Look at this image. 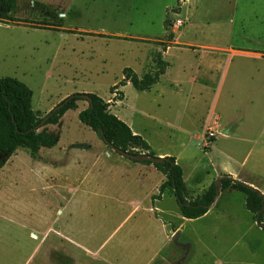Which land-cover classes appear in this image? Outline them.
<instances>
[{"label": "rangeland", "instance_id": "rangeland-1", "mask_svg": "<svg viewBox=\"0 0 264 264\" xmlns=\"http://www.w3.org/2000/svg\"><path fill=\"white\" fill-rule=\"evenodd\" d=\"M42 6L55 16L44 18ZM156 54L167 63L158 82L146 91L127 82L112 101L122 70L153 73ZM5 77L31 89L38 119L72 94L110 102L153 156L175 159L192 197L223 165L264 173V148L247 155L246 143L264 141V0H17L0 20ZM87 107L81 98L59 125L44 126L59 140L37 159L18 149L0 168V264L264 262V235L249 230L242 193L226 191L209 216L183 219L170 188L153 199L160 172L80 123ZM227 128L230 138L217 136L211 148Z\"/></svg>", "mask_w": 264, "mask_h": 264}, {"label": "trees", "instance_id": "trees-1", "mask_svg": "<svg viewBox=\"0 0 264 264\" xmlns=\"http://www.w3.org/2000/svg\"><path fill=\"white\" fill-rule=\"evenodd\" d=\"M179 2V1H178ZM43 7V6H42ZM17 0H0V20H7L16 11ZM41 14L44 18H53L54 10L44 6ZM179 10V3L171 12ZM45 27H51L44 22ZM164 27L168 31L170 21L165 19ZM168 37L172 34L168 33ZM155 71L139 78L130 68L122 70V80L109 89L113 95L112 101H121L123 94L118 91L119 86L127 82L137 91L149 90L159 80L167 67L160 54L154 58ZM91 102L88 107L78 113V120L92 130L99 139L110 149L116 148L131 153L130 149H137L142 154L136 160L138 163L151 165L160 172L165 180L158 186L153 199L159 200L168 188L172 190L176 205L183 219H199L204 216L214 203L218 192L226 189L236 190L244 195V206L250 212L256 225L264 231V195L245 183L224 175L218 183L210 185L196 197L189 195L183 179V172L173 157H163L161 161L150 152V147L141 136L134 134L131 129L118 117L108 110L110 102L102 98L87 94ZM32 91L22 82L5 77L0 78V168L18 149L25 150L32 159H37L41 148H52L58 140V133H51L46 125H59L60 118L68 110L76 108V102L81 100L80 94H72L61 101L62 107L50 115L46 120L38 119L31 107ZM42 128H41V127Z\"/></svg>", "mask_w": 264, "mask_h": 264}, {"label": "crops", "instance_id": "crops-1", "mask_svg": "<svg viewBox=\"0 0 264 264\" xmlns=\"http://www.w3.org/2000/svg\"><path fill=\"white\" fill-rule=\"evenodd\" d=\"M230 131L231 130L229 128L222 129L221 130V135H216L214 137V139L212 141V144H211V148H212L213 144L216 143L217 136L218 137H221L222 139H225V140L226 139H229L230 138ZM246 143H248V146H249L247 155H252L253 152L254 151L257 152L259 148H264V141H258L256 139H254V140L246 141ZM138 165L140 167H142V166L144 167L145 166V165L140 164V163H138ZM145 167L148 168V169H150V170L154 169L153 166H151V165H146ZM220 173L222 174V176L228 175L232 179H235V180L240 181V182H243V183H247L248 185L253 186L254 188H257V190L262 195H264V173H261L260 174V173H253V172H247V171H245V172L236 171V172L233 173V172H231V171L228 170L227 165H223V170ZM243 175L246 176V177H248L249 180L246 179ZM160 183H162V182H160ZM226 191H232V189H226L223 192H218V195H217L214 203L209 208V210L207 211V213L204 216H202V218H205V217L209 216L212 213V211L215 208H217V206H218V200H219L220 196L223 195V193H225ZM243 203H244V200H243ZM222 212L224 213L225 210L224 209H221L219 213H222ZM247 213H249L250 217H252V223L250 225L249 230H254L257 233L264 235V231H262L261 228H259L258 226H256V223L254 221L253 215L250 212H248V211H247ZM187 220H191V219H187ZM194 220H196V219H194ZM234 225H235L234 224V221L229 222V226H234ZM258 264H264V262H261L260 261Z\"/></svg>", "mask_w": 264, "mask_h": 264}, {"label": "water", "instance_id": "water-1", "mask_svg": "<svg viewBox=\"0 0 264 264\" xmlns=\"http://www.w3.org/2000/svg\"><path fill=\"white\" fill-rule=\"evenodd\" d=\"M82 99L86 100L87 103L89 104L91 102V99L90 97L87 95V94H82L80 95ZM63 104H58L57 106H55L44 118V120H46L50 115H52L54 112L58 111L61 107H62ZM73 148H77V149H86L88 148L87 145L85 144H74L72 146ZM113 152L119 154L120 156L122 157H125L127 159H130L132 161H136L139 159V156L138 155H135V154H131V153H128V152H124V151H121L119 149H116V148H113L112 149ZM159 161L162 160V158H158ZM215 183H218V180L215 181ZM261 194V193H260ZM177 239V233L174 235V238L172 239L173 241H176Z\"/></svg>", "mask_w": 264, "mask_h": 264}]
</instances>
